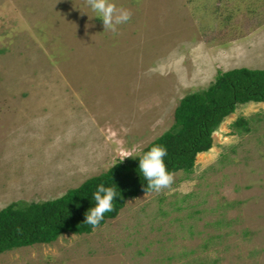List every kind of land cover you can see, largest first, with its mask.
I'll return each instance as SVG.
<instances>
[{"label":"rangeland","instance_id":"rangeland-1","mask_svg":"<svg viewBox=\"0 0 264 264\" xmlns=\"http://www.w3.org/2000/svg\"><path fill=\"white\" fill-rule=\"evenodd\" d=\"M112 2L133 13L116 34L86 0H0V209L141 154L217 71L264 67V0ZM212 139L170 189L0 264H264V102L238 103Z\"/></svg>","mask_w":264,"mask_h":264},{"label":"trees","instance_id":"trees-1","mask_svg":"<svg viewBox=\"0 0 264 264\" xmlns=\"http://www.w3.org/2000/svg\"><path fill=\"white\" fill-rule=\"evenodd\" d=\"M264 102V67H235L217 71L205 88L188 92L178 101L168 130L143 148L142 153L116 160L105 171L88 177L62 195L42 201H13L0 209V253L35 243H50L63 233L86 234L93 226L86 214L96 206L93 196L99 185L114 187L113 210L100 221L114 218L126 199L147 189L140 169V157L153 146L167 149L164 157L170 173L190 171L196 155L212 146V133L238 103ZM238 120L236 123H243ZM123 160V161H122Z\"/></svg>","mask_w":264,"mask_h":264},{"label":"clouds","instance_id":"clouds-1","mask_svg":"<svg viewBox=\"0 0 264 264\" xmlns=\"http://www.w3.org/2000/svg\"><path fill=\"white\" fill-rule=\"evenodd\" d=\"M86 4L97 14L96 17L102 20L104 29L113 34L117 33L119 26L129 22L133 15L130 9L118 7L112 0H86ZM166 155L167 149L156 145L140 157L139 169L147 180V189L156 193L170 189L175 180L174 174L168 171L165 164ZM127 157H133V153H126L123 160ZM117 196L114 187L99 185L93 196L96 206L86 214L85 223L93 228L99 226L104 214L113 210V201Z\"/></svg>","mask_w":264,"mask_h":264}]
</instances>
